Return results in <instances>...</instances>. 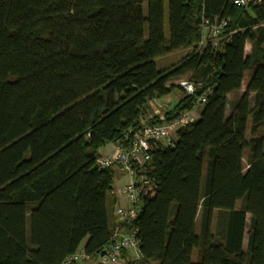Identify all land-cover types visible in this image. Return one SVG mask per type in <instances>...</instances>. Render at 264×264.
Wrapping results in <instances>:
<instances>
[{"label": "trees", "instance_id": "trees-1", "mask_svg": "<svg viewBox=\"0 0 264 264\" xmlns=\"http://www.w3.org/2000/svg\"><path fill=\"white\" fill-rule=\"evenodd\" d=\"M167 1L168 37L164 0H146V15L144 0H0V264L100 254L116 171L96 166L100 150L128 147L149 102L182 90L173 81L183 77L195 93L147 122L205 101L172 145L152 144L156 187L133 222L140 258L127 264H264V0ZM221 19L222 44H200L202 23Z\"/></svg>", "mask_w": 264, "mask_h": 264}, {"label": "built area", "instance_id": "built-area-1", "mask_svg": "<svg viewBox=\"0 0 264 264\" xmlns=\"http://www.w3.org/2000/svg\"><path fill=\"white\" fill-rule=\"evenodd\" d=\"M261 2L262 0H232V3L238 7ZM228 22V19H221L214 23L205 20L202 23L205 36L203 35L200 44L209 43L214 48L219 47L230 34L225 33ZM179 85L185 94L195 93L196 86L192 82L181 80ZM204 101L205 96L201 95L196 103L199 105ZM149 104L152 112L142 120V126L132 132L129 146L114 145L111 153L100 155L96 159V166L99 169L113 167L126 178L116 192L124 198L126 205H118L114 208L113 223L111 229L107 231L108 242L103 248L100 264H127L129 260L126 258L127 252L133 254V259L130 261L132 263L140 258L137 228L133 222L140 212L142 198L152 195L156 187L154 179L146 171V163L150 159L149 151L155 142L172 145L177 130L192 122L198 115L196 112L198 105H196L169 121L149 123L147 120L152 116L161 114L173 105L172 100L167 96L152 99ZM87 258L88 254L81 247L68 255L61 264H76Z\"/></svg>", "mask_w": 264, "mask_h": 264}, {"label": "rangeland", "instance_id": "rangeland-1", "mask_svg": "<svg viewBox=\"0 0 264 264\" xmlns=\"http://www.w3.org/2000/svg\"><path fill=\"white\" fill-rule=\"evenodd\" d=\"M146 0H144L143 2V12L144 14L146 15ZM164 33H165V36L168 37L169 35V27H168V1L167 0H164ZM245 50L246 52L249 51V44H246V47H245ZM189 51L188 50H182V51H179V52H174V53H171V54H168V55H165L163 57H160L158 59H156L155 63H156V67L158 70H163V69H166V68H169L170 66L176 64L177 62H179ZM184 79H188L187 77H183V78H180V79H176L173 81V83L177 84L180 80H184ZM246 80V79H245ZM245 80L243 81V84H242V87H241V90L239 92H235L233 94H231L229 96V99L232 100V99H235L236 96H238V94L244 90L245 88ZM181 92L182 90L180 88L176 89L173 91V96H176V95H181ZM113 148H112V144L111 143H108L106 144L103 148H101L100 150V153L101 155H106V154H109V152H112ZM106 153V154H104ZM244 166L247 165V159H246V154H244ZM119 186V187H118ZM120 188L121 185L119 182L116 181V177L114 176L113 177V181L111 182L109 188ZM240 205V201H237L236 202V207H239ZM198 223H199V217H198ZM198 228V227H197ZM213 229V228H212ZM198 230V229H197ZM246 238H247V226L245 228V231H244V238H243V245H244V248H245V245H246ZM90 258L86 259V260H82L79 262V264H100L98 260H90ZM97 261V263H96ZM154 264H158V262H155Z\"/></svg>", "mask_w": 264, "mask_h": 264}, {"label": "crops", "instance_id": "crops-1", "mask_svg": "<svg viewBox=\"0 0 264 264\" xmlns=\"http://www.w3.org/2000/svg\"><path fill=\"white\" fill-rule=\"evenodd\" d=\"M173 91L169 95H167V97L172 100V104L176 103L180 99V97L182 96V92H181L180 96L179 95L173 96ZM198 110H199V108H198ZM198 110L196 111L197 113H198ZM113 146L114 145L112 144V148H113ZM109 153H111V152H109ZM104 154H106V153H104ZM114 176L116 177V181L119 182L120 185L122 186L126 180L125 176L123 174L118 173L117 171H115ZM118 187L116 189L109 188V190L103 195V230L106 233H107V231H109L111 229V226L113 223L114 208L118 205H122V206L126 205V201L124 200V198L121 195L116 194L117 190L119 189ZM27 209H28V206H22L20 208V237L23 241H26L27 232H28V210ZM126 258L129 259L128 262L132 261L131 260V259H133L132 252H127ZM99 259L100 258L98 255L96 258L92 257L90 260H98L99 261ZM96 263H97V261H96ZM76 264H79V262Z\"/></svg>", "mask_w": 264, "mask_h": 264}, {"label": "bare ground", "instance_id": "bare-ground-1", "mask_svg": "<svg viewBox=\"0 0 264 264\" xmlns=\"http://www.w3.org/2000/svg\"><path fill=\"white\" fill-rule=\"evenodd\" d=\"M79 248H81V247H79ZM101 252H103V249H102ZM101 252H100V253H101ZM102 255H103V254H102ZM100 257H101V254H99V258H100ZM88 258H90V257L88 256ZM88 258H87V259H88ZM85 260H86V259H85ZM99 263H100V259H99Z\"/></svg>", "mask_w": 264, "mask_h": 264}, {"label": "water", "instance_id": "water-1", "mask_svg": "<svg viewBox=\"0 0 264 264\" xmlns=\"http://www.w3.org/2000/svg\"><path fill=\"white\" fill-rule=\"evenodd\" d=\"M101 255L103 254V252L100 253Z\"/></svg>", "mask_w": 264, "mask_h": 264}]
</instances>
